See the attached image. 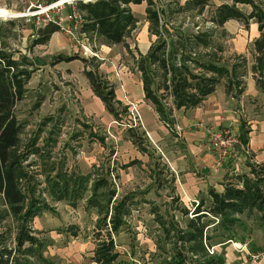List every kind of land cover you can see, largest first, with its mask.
<instances>
[{
    "label": "trees",
    "instance_id": "16d2710c",
    "mask_svg": "<svg viewBox=\"0 0 264 264\" xmlns=\"http://www.w3.org/2000/svg\"><path fill=\"white\" fill-rule=\"evenodd\" d=\"M144 1L148 4L147 16L157 40L146 55H139L136 66L142 74L147 100L152 102L165 123L172 124L176 110L200 105L223 81L227 92L235 97L245 91L248 58L238 55L237 60L227 65L218 59L204 60L190 47H210L211 36L207 32L191 34L188 39L182 34H177L176 39L173 35H169V39L163 38L159 28L160 13L153 10L156 0H76L84 20L81 29L87 34L103 37L108 43L125 42L139 21L130 4ZM195 3L202 4L204 0ZM238 4L249 5L251 9L246 11ZM232 19L245 26L251 21L259 25L260 35L251 46L253 61L250 69L257 86L264 92V0H232L220 4L213 21L224 26ZM58 30L60 26L51 21L41 30L42 35L36 39V44L47 43ZM67 59H74V56ZM23 65L4 50L0 38V228L9 219L14 221L15 250L40 264H49L44 256L45 243L36 235L33 220L50 211L52 203L64 202L78 208L85 202L86 211L95 209L99 215L93 261L97 264H125L119 260L114 234L125 229L127 218L139 203L137 194L127 192L116 199L118 191L108 174L93 178V172L82 174L68 169L63 160L54 158L49 143L39 144L38 134L23 140L24 125L14 111L17 102L24 99L31 77L30 70ZM86 75L95 94L116 119L128 114V107L117 100L115 86L108 79L92 67ZM166 97L172 98V106L166 104ZM130 132L139 149L147 151L144 137L132 129ZM243 141L246 143V139ZM248 166V172L227 176L222 191L211 187L208 198L201 197L196 202L191 217L189 208L176 206L179 199L173 198L174 211L183 215V227L176 216L170 215L168 220L157 206L152 208L163 230L162 240L173 245L174 253L164 260V264H228L226 247L237 238L235 227L243 223L240 216L245 213L254 214L264 229V160L259 163L249 161ZM69 231L74 236L79 233L77 228ZM5 233L0 232L2 245L6 243ZM212 248L213 253L210 252ZM10 256L12 251L5 245L0 250V264L8 261ZM18 264L30 262L18 261Z\"/></svg>",
    "mask_w": 264,
    "mask_h": 264
},
{
    "label": "rangeland",
    "instance_id": "374dc122",
    "mask_svg": "<svg viewBox=\"0 0 264 264\" xmlns=\"http://www.w3.org/2000/svg\"><path fill=\"white\" fill-rule=\"evenodd\" d=\"M195 2L196 0H156L153 10H158L160 13L159 28L163 38L169 39L168 36L173 35L176 39L177 34H182L188 39L191 34L207 32L211 36V46L190 47V49L199 53L206 61L218 59L221 64L226 65L237 60L238 55H245L248 58V74L245 82L247 84L255 80L250 69L253 61L251 46L258 31V23L251 21L249 26H245L237 20H230L224 26H219L213 21L216 10L220 4L231 3L232 0H204L202 4ZM238 6L246 11L251 9V6L245 4ZM0 8L22 14L12 18L0 17V38L4 50L24 63L23 68L31 72L25 97L18 101L14 108L15 114L24 125L23 140L26 141L38 134L39 144L49 143L48 148L51 149L54 158L57 161L63 160L68 169L78 170L82 174L93 172V178L99 174H108L119 193L116 199L125 192H135L134 188L137 190L149 188V193L146 195L138 194L141 203L134 206L125 229L114 234L116 250L120 252L119 260L124 261L125 264H164V260L174 253L173 245L162 240L163 230L157 223L155 215H152V208L157 206L168 220L170 215L176 216V220L181 222L180 225L185 226L182 213L174 211L171 204L174 200L170 196L172 191L170 186H174V182L166 159L155 145L149 143L150 138L147 134L144 144H148L149 151L153 153L151 159L132 145L131 129L135 133L138 129V134L142 136L145 133L135 111H133V119L129 121L125 120L124 123L115 121L112 126L102 125L94 115L85 114L76 85L65 79V74L78 70L82 62L81 53L88 57L91 67L99 66L104 49L101 46L102 39L97 35L88 34L90 43L87 49L90 52L70 51L75 59L68 61L65 59L66 53L54 52L49 42L37 45L36 39L42 35L41 30L51 21L61 24H58L60 32H66L65 29L69 27L73 30V35L80 37L81 28H75L78 19L68 18L73 8L77 9L76 0H0ZM78 13L81 14L79 10ZM140 13L137 11L138 15H141ZM129 37L128 40H134L132 35ZM127 57L133 59L131 54ZM263 96L261 94L260 99L256 100L251 98L249 103H257L256 107L250 111L251 114L245 108L242 109V119L238 129L232 127L240 133L241 143L236 145L234 152V155L239 157L236 163L240 170L249 171L248 162L251 152L250 150L249 153L245 152L248 149V142L251 138L254 141L264 134V130L259 127L264 123ZM249 120L255 122L251 123ZM253 124L259 128L252 129ZM253 130H255L253 135H250ZM172 133L173 131L171 135ZM242 138L246 139V143ZM136 158H141L143 165L123 167L125 163ZM231 164L232 167L234 163ZM159 169L162 170L160 177L155 176L154 171ZM226 172L223 168L219 173L211 171L203 175L208 181L207 187L196 201H187L184 204L178 198L179 202L176 206L188 207L191 217L197 206L196 202H199L201 197L208 198L209 189L220 184L221 180L227 177ZM145 197L149 203L142 202ZM175 204L173 203L174 206ZM84 206L85 202H82L78 208L66 203H52L50 211L41 213L33 220L32 227L36 235L45 243L44 256L49 264H97L93 261V254L97 247L95 233L98 230L99 215L95 209L86 211ZM240 217L243 223L235 227L237 238L231 240L226 247L228 264H233L234 261L239 264H250L248 255L236 249L232 241L249 240L251 251L264 252V229L260 226L257 217L247 213ZM71 228H77L79 235L74 236L69 231ZM2 231L6 232V243L4 245L0 243V250L6 245L12 251L9 260L3 261L2 264H18V261L40 264L32 257L29 259L22 251L15 250L14 221L11 219L6 221L0 228V232ZM213 249L211 253L214 252ZM260 264H264V259Z\"/></svg>",
    "mask_w": 264,
    "mask_h": 264
},
{
    "label": "crops",
    "instance_id": "0c3cea01",
    "mask_svg": "<svg viewBox=\"0 0 264 264\" xmlns=\"http://www.w3.org/2000/svg\"><path fill=\"white\" fill-rule=\"evenodd\" d=\"M130 7L135 16L139 18L137 27L130 34L134 37V40H128L129 35L125 42L112 44L108 43L103 37L97 35L102 39L101 46L104 49L101 54L99 66L96 68L92 67L97 69L104 78L108 79L115 86L116 98L123 106L128 107V114L122 117V119H116L114 115L108 111L103 100L95 94L91 82L86 75V71L91 68L88 57L83 56L81 52L80 58L82 62H80L81 64L77 68L78 70L65 74V79H69L76 85L85 114L94 115L102 125L112 126L115 121L124 123L125 120L129 121L133 119L130 112L132 104L135 105L136 117H139L140 124L145 131V133H143L144 138L146 139L147 134L150 138L149 143L155 145V147L162 152L163 157L168 163L169 171L174 182V186H170L172 190L170 194L172 200L173 198H179L184 204L187 203V201H196V198L199 197L205 190V187H207L208 181L203 175H207V173L211 172V166L215 161L214 153L207 144L205 131L198 126L199 122L203 121L207 125L218 129L232 127L238 129L242 119V109L245 108L247 112L251 114L250 111L252 109L254 110L257 103H249L250 99H260V95H264V92L259 89L255 80H253L252 82H247L245 91L239 97H235L233 94L227 92L225 82L223 81L217 89L197 107L176 110L172 122L174 129H171L168 124L160 118L152 102L147 100L142 74L136 66V59L140 54L146 55L149 52L157 37L150 28L151 21L147 16L148 4L144 1L140 4L132 3ZM137 11L141 12V15H138ZM141 18H143V20ZM90 35L96 36V34ZM259 35L260 31L258 27L255 38ZM48 42L51 50L54 52L62 53L63 51V53H66L67 56H65V59L68 61L73 60L67 59V57L72 56L70 51H81L73 44L65 31L60 32L58 30L54 32ZM130 54L133 55V59L127 57ZM243 120L247 121V119ZM249 121L251 123L255 122L253 120ZM255 127H260L263 131L264 123L259 127L256 124L251 126L252 129H255ZM171 131H173V136L171 135ZM254 131L255 130L251 131L250 135H253ZM136 132H138V129H136ZM131 139L132 145L139 149L138 145ZM144 146L147 151H142L141 149H139V151L149 156L151 159L153 153L149 151L148 144H144ZM247 147L251 155L257 158V160L260 162L264 160V134L262 137L254 139V141L251 138ZM238 158L239 157L236 155H232L226 161L223 168L227 171V176L248 172L247 170H240L237 167L239 166L238 163H236ZM261 158L262 160H260ZM231 162L234 163L232 167ZM138 164L143 165L141 158H136L125 163L123 167L129 168ZM154 171L156 174L155 176H161L162 170L159 169L158 171ZM226 178L227 177L221 180L220 184L215 185L218 191L224 189V184L227 181ZM149 190V188L146 190L142 188L141 190H137L136 188L133 189V191L138 192L137 199L138 194L146 195L149 193ZM118 195L119 193L117 196ZM143 199L142 202L149 203L146 197ZM139 203H141V200H139ZM152 215L154 214L152 213ZM233 254L235 253L233 252ZM235 263L239 264V262L234 261L233 264Z\"/></svg>",
    "mask_w": 264,
    "mask_h": 264
},
{
    "label": "built area",
    "instance_id": "2783aa9c",
    "mask_svg": "<svg viewBox=\"0 0 264 264\" xmlns=\"http://www.w3.org/2000/svg\"><path fill=\"white\" fill-rule=\"evenodd\" d=\"M68 18L70 20H72L73 18L78 19V21H76L75 28L76 29L79 27L82 28V24L84 20H83L82 15L78 13V10L76 8H73ZM55 23L61 25L58 22H55ZM65 30L67 33L71 34V36L69 37H72L70 39L72 40L73 44L78 46V48L80 47L79 49H81V51L83 50L82 51L83 53H87V51H89L87 47L89 46L90 39L87 33L83 32L81 29L82 33H81V36L79 37V36L73 35V30L71 28L68 27ZM165 102L168 106H172L171 97H166ZM135 108L136 106L132 104V109H131L132 115H133V111L136 112ZM243 115H244V111H243ZM172 124H168V126L171 129L174 128ZM198 126L204 129L207 144L215 156V161L213 165L211 166V171H213L214 173H219L223 169L228 158L234 155L236 145L241 143L240 133L237 130H233L232 128L218 129L213 126L207 125L203 121H200ZM245 152L249 153L248 149H246ZM250 161L254 163L260 162L252 155L250 157ZM249 243H250L249 240H246L244 242L232 241V245L236 249L244 251L248 255L249 257L248 262L250 264H260L261 261L264 259V252L263 251H251L249 248Z\"/></svg>",
    "mask_w": 264,
    "mask_h": 264
},
{
    "label": "bare ground",
    "instance_id": "6f19581e",
    "mask_svg": "<svg viewBox=\"0 0 264 264\" xmlns=\"http://www.w3.org/2000/svg\"><path fill=\"white\" fill-rule=\"evenodd\" d=\"M22 14L19 12L11 11L5 8H0V17L4 18H12V17H18L21 16Z\"/></svg>",
    "mask_w": 264,
    "mask_h": 264
}]
</instances>
